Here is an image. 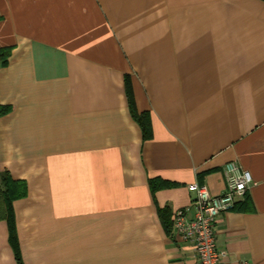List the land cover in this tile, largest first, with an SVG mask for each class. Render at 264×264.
Instances as JSON below:
<instances>
[{
  "label": "crops",
  "instance_id": "0c3cea01",
  "mask_svg": "<svg viewBox=\"0 0 264 264\" xmlns=\"http://www.w3.org/2000/svg\"><path fill=\"white\" fill-rule=\"evenodd\" d=\"M0 48V175L25 186L0 264H195L173 215L230 162L252 183L222 264H264V0H0Z\"/></svg>",
  "mask_w": 264,
  "mask_h": 264
},
{
  "label": "built area",
  "instance_id": "2783aa9c",
  "mask_svg": "<svg viewBox=\"0 0 264 264\" xmlns=\"http://www.w3.org/2000/svg\"><path fill=\"white\" fill-rule=\"evenodd\" d=\"M226 183L225 193L213 196L206 186L191 184L190 192L196 196L194 218L188 219L183 209L173 215L172 231L182 242L191 243L195 264H222L226 253L218 248L216 241V221L219 216L232 211L238 199H242L251 183L252 177L238 163L230 162L223 168ZM240 264H250L240 262Z\"/></svg>",
  "mask_w": 264,
  "mask_h": 264
},
{
  "label": "trees",
  "instance_id": "16d2710c",
  "mask_svg": "<svg viewBox=\"0 0 264 264\" xmlns=\"http://www.w3.org/2000/svg\"><path fill=\"white\" fill-rule=\"evenodd\" d=\"M11 50L9 48H0V67L7 66ZM125 88L130 110L132 111L133 118L140 125L143 139L149 140L152 137L151 121L149 114L138 113L135 105V99L133 98V89L129 76L125 77ZM10 107L0 105V116H4L10 112ZM25 195V186L23 183L12 180L8 173H1L0 175V220H6L7 223H11V230L13 229V215H12V203ZM168 225V223H167ZM14 240V239H12ZM17 264H23L21 257L16 252Z\"/></svg>",
  "mask_w": 264,
  "mask_h": 264
},
{
  "label": "rangeland",
  "instance_id": "374dc122",
  "mask_svg": "<svg viewBox=\"0 0 264 264\" xmlns=\"http://www.w3.org/2000/svg\"><path fill=\"white\" fill-rule=\"evenodd\" d=\"M150 2L154 4V3H157L158 0H150Z\"/></svg>",
  "mask_w": 264,
  "mask_h": 264
}]
</instances>
